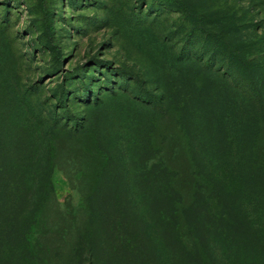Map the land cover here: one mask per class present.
<instances>
[{
	"label": "rangeland",
	"instance_id": "rangeland-1",
	"mask_svg": "<svg viewBox=\"0 0 264 264\" xmlns=\"http://www.w3.org/2000/svg\"><path fill=\"white\" fill-rule=\"evenodd\" d=\"M19 264H264V0H0Z\"/></svg>",
	"mask_w": 264,
	"mask_h": 264
},
{
	"label": "trees",
	"instance_id": "trees-1",
	"mask_svg": "<svg viewBox=\"0 0 264 264\" xmlns=\"http://www.w3.org/2000/svg\"><path fill=\"white\" fill-rule=\"evenodd\" d=\"M4 145L0 143V264H19L16 255L24 250V235L19 230L24 198L28 194L19 185L25 181V173L10 174L3 168L5 158L1 156Z\"/></svg>",
	"mask_w": 264,
	"mask_h": 264
}]
</instances>
